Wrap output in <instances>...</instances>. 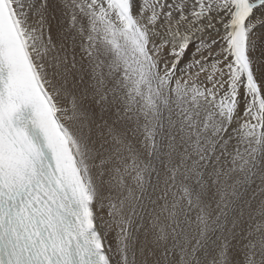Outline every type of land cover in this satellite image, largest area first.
I'll use <instances>...</instances> for the list:
<instances>
[{
  "label": "snow or ice",
  "instance_id": "snow-or-ice-1",
  "mask_svg": "<svg viewBox=\"0 0 264 264\" xmlns=\"http://www.w3.org/2000/svg\"><path fill=\"white\" fill-rule=\"evenodd\" d=\"M0 264H264V0H0Z\"/></svg>",
  "mask_w": 264,
  "mask_h": 264
}]
</instances>
